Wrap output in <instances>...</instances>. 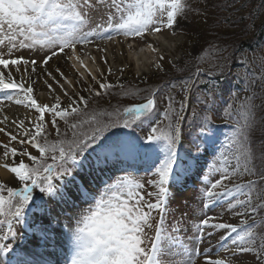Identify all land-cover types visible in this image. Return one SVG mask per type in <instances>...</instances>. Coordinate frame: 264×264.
I'll use <instances>...</instances> for the list:
<instances>
[{"label":"snow or ice","instance_id":"6c2138e0","mask_svg":"<svg viewBox=\"0 0 264 264\" xmlns=\"http://www.w3.org/2000/svg\"><path fill=\"white\" fill-rule=\"evenodd\" d=\"M110 6L115 9V16L109 14L107 26L102 28V33L107 34L109 40L112 39L113 33L142 37L149 30L160 32L165 27L173 28L177 18L183 15L187 8L186 0H111ZM87 7H91L90 0H0V46L7 45V52H0V65L3 66L0 69V92L4 93L5 98L12 99L9 90L22 91L23 99H17L15 103L34 107L40 114L37 117L39 122L34 125L35 132L30 133L25 130L24 135L27 139L19 140L21 145H31L38 151L39 156L29 153L26 147L18 150L0 142V147L4 149L3 158L9 156L13 158L12 165L6 163L3 167L13 173L15 179L23 183L22 189L6 187L4 183H0V232H3L0 235V264H47L44 253L29 251L28 256L33 259L21 256L17 250L20 246L16 244L20 237L13 229V223L23 224L25 228H28L32 232L37 247H55L57 237L54 225L58 217L53 215L55 205L51 201H59L64 206V211L74 205L72 195L64 190L65 187H75V195L88 203L74 230L71 228V218H68L71 253L66 258L65 264H161L162 255L174 252L173 245L178 246L182 253L187 255L185 264H193V255H204L205 264H226L225 259L212 258L209 255L210 247L203 250L189 249L178 238L168 235L163 227V215L155 225L154 237H149L145 231V229H153L152 212H164L169 200L170 187H175L190 171L189 161H198V153L201 151V145L197 142L199 137L210 138L213 135L211 116L205 115L202 121L189 122L198 125V137L182 136L181 123L185 117L178 113L175 122L171 121L174 109L173 97L169 95L166 97L169 101L168 108L164 112L169 123L161 127L157 119L156 92L153 91L146 98V102L117 109V119L110 123H101L95 117L91 123L87 120L72 123L70 127L73 130L81 127V124H88L89 131L79 134L73 131L71 140L60 139L50 142L47 139L46 125L43 123L45 112L52 113L51 123L59 136L56 117L67 124L70 116L79 115V107L69 105L68 108L60 109L59 98L51 107L41 106L32 98L33 89L30 85L25 88L23 83H17L11 77L9 65L16 66L23 63L27 66L29 64V60L23 57L5 59L4 56H10L13 50L36 47L55 49L58 46L60 52H64L66 48L74 51L77 44L88 43L89 37L100 35L101 33H98L96 29L82 32L83 27L89 22L86 13L82 11ZM153 25L156 27H152ZM100 27L97 25V28ZM56 55L57 51H52L51 55L46 54L42 63L47 65L48 61ZM31 64L34 66L32 71H35L36 61L32 60ZM16 71H20L19 67ZM47 74L51 75V73ZM207 74L211 75V72ZM201 76L202 70L197 68L189 77L191 83L183 82V89L189 91L198 83H209L200 78ZM192 77L198 79H192ZM110 87L112 86L109 84H100L101 89L106 90ZM96 94L100 95L99 92ZM80 101L84 102V98L80 97ZM84 103L86 106V102ZM201 103H208V101L202 100ZM209 107H211L210 104ZM184 108L185 105L181 102L180 113H183ZM231 108L232 105L229 104L225 109L226 117H232V112L229 111ZM238 115L244 121L243 124L237 121L232 137L221 145V157L224 164L230 165L234 160L235 165L231 167V170L229 167H224L221 179L215 180L205 189L204 196L207 202L204 208H209L214 202L218 203L225 196L234 197L240 193L247 198L236 199L235 203L229 202V208L239 205L245 209V212L237 214L247 215L249 212L256 211L255 208L250 207L251 190L256 181L235 184L231 189L224 185V181L238 173L256 175L252 164L256 157L249 146V129L253 119L250 105L242 104ZM193 116H196L195 112ZM22 126L21 121L18 127ZM111 128L130 131L123 135L118 133L104 135L110 132ZM137 129H147V134L140 136L137 134ZM4 131L0 128V132ZM8 135L10 141H17V135L11 133ZM186 144L191 145L197 155H193L189 150L185 154L187 159L182 156L178 148L182 149ZM86 153L89 155L95 153V159L90 160ZM18 155L28 157L32 163H25L21 159L18 164H15L14 160ZM138 158L145 160L149 174L153 177L147 181V184L153 188L146 193L148 199L145 198V183L133 178L130 174L106 184L99 196L88 190L90 186L88 182L94 178L93 176L88 175L87 182L83 177L77 181V177L73 176V171L76 170L103 171L104 169L98 167L99 165L106 166L113 161L123 162ZM261 158L264 159V152L261 153ZM49 159L52 163H48ZM65 176H71V181L61 185L53 182L54 179H62ZM259 179L264 180V168L260 171ZM35 189H39V193L50 197L51 201L45 200L44 195L39 194L34 200ZM245 189L248 191L245 192ZM152 197H155L154 202ZM213 221V217H206L200 221L195 237L197 242H203L206 237H212L217 230L224 229L227 230V235L221 237L220 248L229 251L227 241L230 239L231 244L235 245V248L231 249L232 256L254 252L258 258L264 259L260 255V251L264 250V237H261L260 250L253 248L251 238L254 233L251 227L238 231L235 225ZM241 223L247 225V221ZM3 226L7 228L6 232L3 231ZM233 233L236 234L234 237ZM149 240L150 247L142 246Z\"/></svg>","mask_w":264,"mask_h":264},{"label":"rangeland","instance_id":"374dc122","mask_svg":"<svg viewBox=\"0 0 264 264\" xmlns=\"http://www.w3.org/2000/svg\"><path fill=\"white\" fill-rule=\"evenodd\" d=\"M205 3V0H186L187 8L184 14L177 18V23L173 28L165 27L160 32L151 31V33H148L149 37H151L150 42L147 43L148 41H142V38L149 39L145 34L141 37L113 33L112 39H107V34L102 33V28L107 26L109 14L115 16V9L110 6L111 0H104V2H101V0H90L91 7L82 9L89 21L83 27L82 32L96 29L101 34L89 37L90 42L88 43L77 44L74 51L71 48H66V61L70 70L74 72L72 74L65 72L66 74L58 79L55 85L50 84L54 91L53 96L49 95L47 91L38 92V95L44 93L48 96L46 97L45 105L51 107L56 103V99L59 98L60 109L68 108L69 105H72L73 107H79L80 113L79 115L70 116L67 124L64 120L56 117L60 132L59 136L57 135L56 128L51 123L53 119L52 113L45 112L43 123L46 125L47 139L50 142L60 139L71 140L73 139V131H76L77 134L89 131L88 124H81V127L73 130L70 127L72 123L85 120L91 123L93 117L101 123H110L117 119V109L144 103L153 91L156 92L157 119L160 121L161 127L169 123V119H166L164 116L169 103L166 97L169 95L173 97L172 107L174 109V112L171 114V121L175 122L176 114L178 113L185 117L181 123L182 136H189V138L198 137V125L190 124L189 122L193 120L202 121L205 115L211 116L213 135L210 138L199 137L197 142L201 145V151L198 153V161H189L191 164L190 171L181 178L175 187H170L169 200L165 205L164 212L153 211V229H145V231L149 237H154L155 225L159 221L160 216L163 215V227L166 229L167 234L178 238L186 248H199L203 250L206 247H210L211 251L209 255L212 258L225 259L226 264H264V259L258 258L254 252L239 253L237 256H232L231 249L235 248V245L231 244L230 239L227 241L229 251L220 248L221 237L227 235V230H217L212 237H206L203 242L195 240L197 226L206 217H213V222L215 223L235 225L238 231L251 227L254 233V236L251 238L253 240L252 247L258 250L261 248V237H264V217H261L262 211L260 208V206L264 207V180L259 179L260 171L264 168V159L261 158L263 141L259 135L264 126V106H260L259 102L253 103L251 99L249 100L254 95L256 97L261 95L258 91L261 85L264 84V44L254 51L241 53L237 57L239 66L230 68L228 73H222L221 78L224 79L225 85L220 86L217 84L215 78L217 75L213 73L208 75L205 72L212 70L214 64L213 66L210 65V67L205 64L206 60L204 58L206 54L202 52L201 43L199 42L201 32L199 28L201 26L200 18L203 13L200 7L201 5L205 6ZM217 4H219L217 0H209L207 2L208 10H211L210 7L213 6L214 8ZM230 6L235 8L233 9V13H237L238 8L245 7L249 8L248 10H258V16L264 15V5L262 3L250 4L246 1L245 3L237 2ZM245 11L240 10L239 13L243 14ZM248 12H246V16L249 15ZM214 15L215 13L213 15L209 13L208 16ZM254 16L257 21L258 17L255 14ZM252 22V19H249L247 24L251 25ZM97 25L101 27L97 28ZM152 27H156V25ZM128 38L132 39L133 42H130ZM229 39L232 40L233 35H225L221 42ZM97 43H100L101 46L96 51L95 46ZM78 45L83 47L82 53L77 52L76 48ZM211 48L215 49L216 47ZM52 51L58 52V46L55 49L36 47L35 49L13 50L10 56L6 55L4 58L23 57L31 62L32 60L37 61L39 55L45 56L47 53L51 55ZM216 51L218 49L214 52L216 53ZM0 52L6 53L7 45L0 46ZM209 53L210 57L208 60L218 63L216 66H219V62L216 61L218 60L216 59L218 55L212 54L211 51ZM191 67L195 71L197 68H200L202 70L200 78L209 83H198L191 90L185 91L183 89V82L188 81L191 83V80H189L191 73L188 72ZM192 79L198 78L192 77ZM101 83L109 84L112 87L106 90L101 89ZM97 92L100 95H97ZM209 92H211V96H209ZM23 97V92L14 91L12 99H8L9 101L4 99L5 101L7 100L6 102L4 101L6 104L5 109L9 111H5L3 103L0 102V119L4 122L8 133L17 135V141H10L8 135L6 137V144L18 150L26 147L29 153L39 156L38 151L32 148L31 145L19 144L20 139H27V136L24 135L25 130L30 133L35 132L34 125L39 122L37 121V117L40 115L34 107L22 106L15 103V100L23 99ZM80 97L84 98L86 106L84 102L80 101ZM202 100L208 101V103H201ZM181 102L185 105L183 113H180ZM37 103L41 105L40 101ZM209 104L211 107H209ZM229 104L232 105V108L229 109L232 112L231 118L226 117L224 114ZM242 104L250 105L253 112L252 125L249 129V146L256 157L252 162L256 175L238 173L232 175L229 180L224 181V185L231 189L235 184H247L249 181H256L255 186L251 190L250 204V207L255 208L256 211L249 212L247 215L237 214L245 212V209L239 205L232 209L229 208V202L235 203L236 199L244 200L247 198L240 193H237L234 197L225 196L218 203L214 202L209 208H204V204L207 202V198L204 196L205 189L215 182V180L221 179L224 174V167H229L231 170V167L235 165L234 160H232L230 165L224 164L221 157V145L232 137L237 121L243 124L244 121L238 115V110H240ZM255 104L257 107H255ZM11 108H13L12 111L10 110ZM193 112L196 113L195 117L193 116ZM18 115H22L23 117L22 127H18L20 124V121H17L16 118ZM12 123L15 127L14 133L10 132ZM129 131L128 129L111 128L110 132H106L104 135H110L111 133L123 135ZM137 134L144 136L147 134V129H137ZM93 147L97 146L93 145ZM178 150L186 159L185 154L189 150L192 151L193 155H197L195 149H192L191 145L188 144L182 149L178 148ZM3 152V147H0V159L7 164L13 163L11 156L3 158ZM85 155L89 154L86 153ZM229 158L231 159V157ZM21 159L25 163H32L28 157L18 155L15 157V164H18ZM89 159L94 160L95 153L89 155ZM48 163H52V161L49 159ZM98 167L104 170L95 171L86 169L85 171H73V176L77 177V181H80L83 177L87 182L88 175L94 177L88 182L90 184L88 190L96 196H99L106 184L129 174L133 178L145 183L144 192L146 199H148L146 193L153 190L152 186L147 184V181L153 177L149 174L147 163L143 158L135 160L127 159L123 162L113 161L106 166L99 165ZM71 179V176H65L62 179H54L53 182L61 185L66 184ZM0 183H4L1 181V178ZM4 184L6 187L23 188L22 182H17L13 185ZM64 190L72 195V200L74 201L73 207L68 208L67 211L63 210L64 206L59 201H51L50 197L39 193V189L34 190L33 196L35 200L37 194L44 195L45 200H50L55 205L53 215L57 216L58 219L54 225V231L56 234L61 235L63 239H66L69 238L68 218L71 217V228L74 230L77 227V221L80 219L81 213L88 207V203L75 195V187H65ZM244 191L247 192L248 189ZM151 199L152 202L155 201V197ZM242 221H247V225L242 224ZM13 229L17 232L18 237H20L16 244L21 242L37 247L34 239L32 240V232L28 228H25L23 224L13 223ZM174 229H179V231H174ZM3 231H7L6 226H3ZM2 234L3 232H0V235ZM235 235V233L232 234L233 237ZM150 244L151 241L149 240L142 246L150 247ZM60 246L66 249V258L70 256L71 243L67 247L65 241L61 243L57 240L53 255L50 256L54 264H65L66 258L63 263L57 261V257L62 255L61 250L57 248ZM49 248H43V251L49 252ZM173 248V253L161 256V264H185L187 255L183 254L178 246L173 245ZM260 255L264 257V250L260 251ZM26 257L33 259V257L28 256V253H26ZM192 261L193 264H205V257L204 255H193Z\"/></svg>","mask_w":264,"mask_h":264},{"label":"trees","instance_id":"16d2710c","mask_svg":"<svg viewBox=\"0 0 264 264\" xmlns=\"http://www.w3.org/2000/svg\"><path fill=\"white\" fill-rule=\"evenodd\" d=\"M217 1L219 2V4H217V6H215L214 8L213 6L210 7L211 10H208L207 8V2H209V0H205V6L201 5L200 7L202 9L200 10L203 13L200 18L201 26H199V28L201 29V32L199 35V42L201 43L202 52L206 54L204 58L206 60L205 64H207L209 67L210 65L213 66L214 64L212 70L209 71L214 75H217V77H215L216 83L220 86H223L225 85V82L224 79L221 78V76L224 73H228V70L230 68L239 66L237 57L243 52L254 51L264 44V15L258 16V10H248L249 8L245 7L238 8V12L233 13V9L235 8L230 5H234L237 2L245 3L246 1H248L250 4L262 3L264 5V0ZM240 10L246 11L243 14H240ZM247 11H249L248 16L245 15ZM209 13H211L212 15L213 13H215V15L208 16ZM254 14L258 17L257 21L254 18ZM249 19H252L253 21L251 25L247 24ZM211 33L214 35H212ZM225 35H233V39H229L230 41L226 40L224 42H221L222 38L225 37ZM211 47L216 48L212 49ZM217 49L218 51H216L215 53L214 51ZM209 51H211L212 54L218 55L216 58L218 60L216 61L219 62V66H216L218 63H214L211 60H208V58L210 57ZM209 71L207 70L205 72L208 73ZM188 72L193 73L195 72V70L193 69V67H191ZM258 93H261V95H258V97L254 95L251 100L253 101V103L259 102L260 106H264V84L261 85V88H259ZM255 107H257L256 104ZM259 135L261 136V139L263 141L262 152H264V126L262 127ZM260 208L262 211L261 217H264V207L260 206Z\"/></svg>","mask_w":264,"mask_h":264},{"label":"bare ground","instance_id":"6f19581e","mask_svg":"<svg viewBox=\"0 0 264 264\" xmlns=\"http://www.w3.org/2000/svg\"><path fill=\"white\" fill-rule=\"evenodd\" d=\"M142 41H144V42L148 41L147 43H149L150 39L142 38ZM100 46H101V44L97 43V45L95 46L96 51L100 49ZM110 47H112V46L110 45ZM76 49H77L78 53L83 52V47L81 45H78ZM66 50L67 49H64V52L58 51L57 55L53 56L48 61L47 65L42 63L45 56L39 55L37 58V61H36V65H35V71H32V68L34 66L31 64L30 61H29V64L27 66H25L23 63L16 65V66L9 65V69L11 70V77L17 83H23L25 88H27L30 85L33 89V92L31 93L32 98L36 102L40 101L41 105L43 106L46 104V97H48V96H46L44 93H41L38 95V92L47 91L49 93V95L53 96L54 91L52 90V88H49V85L50 84L55 85L57 80L62 78L66 74L65 72L71 73V74L74 72V71L70 70L68 63L66 61ZM47 55H50V54L47 53ZM145 55H142V56H145ZM5 59H11V58H5ZM17 67H19V69H20L19 72L16 71ZM2 68H3V66L0 65V69H2ZM57 69H59V71H57ZM47 73H51V75H48ZM61 73H62V75H61ZM53 77H55V79H53ZM7 79H8V76L6 74L5 80L7 81ZM14 91H19V90H9V93L11 94V96H12V93H14ZM4 99H7V98H5L4 93L1 92L0 93V102L3 103L4 109H5L6 104L4 103V101H5ZM29 105H30V102H29ZM22 106H25V105H22ZM10 110L12 111L13 108H11ZM5 111H9V110L5 109ZM35 115H36V113H35ZM16 118H17V121H20V122L23 121L22 115H18ZM0 128L5 129L4 132H0V141H2L4 144H6L7 143L6 137H8V130H6V126L4 125V122L1 119H0ZM10 129H11L10 132H13V133L15 132L14 131L15 130L14 124L11 125ZM4 164H6V163H4V161L2 159H0V178H1V181L6 183V184H9V185H13V184L19 182L18 179L14 178L13 173H10L5 167H3ZM12 164H13L12 162L9 163V165H12ZM69 218H71V217H69ZM56 235H57L56 236L57 240H59L61 243H62V241L63 242L65 241V243L67 244V247H69V245L71 243L69 238L63 239L61 237V235H59L58 233ZM32 240H33V237H32ZM18 245L20 247L17 250L20 252L21 256H26V253H28L29 251H36V252L44 253V258L47 261V264H54L53 259L50 256L53 255V250L55 249V247H50L49 252H44L43 248L36 247V246H30L27 243L24 244V243L20 242V243H18ZM57 248L60 249L62 252V255L60 257H57V261H60L61 263H63L66 256H67L66 255V249L64 247H61V246L57 247Z\"/></svg>","mask_w":264,"mask_h":264}]
</instances>
